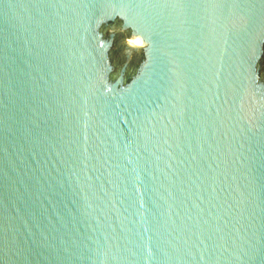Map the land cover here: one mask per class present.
Listing matches in <instances>:
<instances>
[{
    "label": "water",
    "instance_id": "water-1",
    "mask_svg": "<svg viewBox=\"0 0 264 264\" xmlns=\"http://www.w3.org/2000/svg\"><path fill=\"white\" fill-rule=\"evenodd\" d=\"M0 264H264V0H0Z\"/></svg>",
    "mask_w": 264,
    "mask_h": 264
},
{
    "label": "bare ground",
    "instance_id": "bare-ground-1",
    "mask_svg": "<svg viewBox=\"0 0 264 264\" xmlns=\"http://www.w3.org/2000/svg\"><path fill=\"white\" fill-rule=\"evenodd\" d=\"M135 42H138L137 40H134Z\"/></svg>",
    "mask_w": 264,
    "mask_h": 264
}]
</instances>
